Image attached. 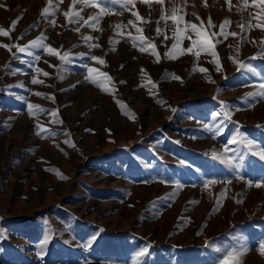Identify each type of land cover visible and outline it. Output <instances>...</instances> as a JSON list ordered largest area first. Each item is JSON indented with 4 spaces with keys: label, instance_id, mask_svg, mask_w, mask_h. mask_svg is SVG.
Returning <instances> with one entry per match:
<instances>
[{
    "label": "rangeland",
    "instance_id": "374dc122",
    "mask_svg": "<svg viewBox=\"0 0 264 264\" xmlns=\"http://www.w3.org/2000/svg\"><path fill=\"white\" fill-rule=\"evenodd\" d=\"M173 4L202 33L189 29L175 48L163 21L156 35V3L151 14L141 0L107 5L80 27L99 9L68 23L64 12L82 7L74 0H0L9 32L0 45L41 37L58 53L0 46V264H219L241 246L238 264H264V160L253 155L264 149V30L255 19L238 27L258 9L251 0L244 13L243 0ZM171 7L165 0L166 15ZM225 19L227 39L213 37ZM205 39L215 56L197 55L192 41Z\"/></svg>",
    "mask_w": 264,
    "mask_h": 264
},
{
    "label": "snow or ice",
    "instance_id": "6c2138e0",
    "mask_svg": "<svg viewBox=\"0 0 264 264\" xmlns=\"http://www.w3.org/2000/svg\"><path fill=\"white\" fill-rule=\"evenodd\" d=\"M50 2V6H51V0H49ZM79 2L80 4H82V7L79 9V11H73L72 7H69V11L64 12V16L65 17H69L71 16L72 18L69 19L68 23H76L79 20H82L83 17L81 16V12L84 11L85 8L91 7L94 9H99V13L96 15H89L87 20H84V23L81 24L80 27H84V26H88V27H93V24L98 23L99 20L102 18L103 15L108 14L111 9L109 7H107V5H119L121 9H127L128 5L131 4L133 2V0H74V3ZM164 2L165 0H141V3H147L149 5L150 8V14L151 11H154L155 9H152V4L156 3L160 5L159 11H160V17L159 19L156 21L157 24V28H156V35L159 36L163 29L160 27L161 21L164 22L163 28L164 29H169L173 32V36L175 38V42L173 43L172 47L175 48L180 42L181 39H190L192 33L189 32V29L192 30V32L195 33V35L197 37H200L202 35L201 32L197 31V25L193 24L191 22H183V17L178 16L177 12L178 9L175 7V5L173 4V0H169V3L172 5V7L170 8V15H166L165 14V8H164ZM248 5H249V0H243V7H238V11L240 13H244L246 11H248ZM251 5L252 7L258 9V11L256 13H252L249 12L248 13V17H247V22L245 23V18L242 16V22L240 24H238V27L241 28V31H243L245 29V27L251 28L252 27V23L251 21L253 19L256 20V24L255 27L264 30V0H251ZM134 6V5H133ZM231 10V9H229ZM49 12L48 8H45L43 10L42 15H47ZM132 15L136 17L137 21H143V17L140 16V14L136 11L132 12ZM197 19H199V17H197ZM168 20L172 21V24L169 25L168 24ZM90 21L92 23H90ZM144 23H150V21H143ZM17 23V21H12V25L14 26ZM53 25L55 24V22H52ZM183 23V27L181 26ZM203 23V22H201ZM230 23V21L228 19H225L222 24H221V30L220 32L216 33L213 32L211 33V35L213 37L215 36H224L225 39H227V34L224 31L225 26H227ZM128 24L129 25H133V21L132 20H128ZM208 27L209 29L214 27V25L212 24L211 19L209 18V22H208ZM75 31L80 32V28H76ZM136 32L140 33L142 32V28L140 27H136ZM183 34V35H182ZM9 32L6 31L3 28H0V36H8ZM232 36H237L238 33L236 32H232L231 33ZM85 42H87L89 39H91V37H87L84 36L82 37ZM98 39V38H97ZM135 39V38H133ZM141 41L143 43H148L149 46H153L151 41H146L144 39V37H140ZM165 39H168L167 36H165ZM255 42V41H253ZM193 44L198 45V51H197V55L199 54V51H208L211 52V54L213 56L216 55V53L214 51H211L212 49V44L209 40L205 39L203 42L199 41V40H193L192 41ZM217 43H219V41H217ZM4 48H7L9 51H11L12 47H16V51L19 53H27L28 55H32L33 53L30 51V49H44L45 52H47L50 55L53 54H58L57 51L55 49H53L50 46L45 45L42 42V38L41 37H37L36 39L32 40L30 42V44L25 45V46H18V45H8V44H4V45H0ZM99 45H90V47H98ZM188 52H191L192 49L188 48L187 49ZM13 57L16 56V53H12ZM167 55V53L165 54ZM63 61H68L69 59V53L68 52H64L63 55L60 57ZM41 59L40 55H35V60L39 61ZM91 60L92 61H97L100 64H103L104 61L100 58H98L95 55L91 56ZM243 67L247 68V65H242ZM5 67H7V65H5ZM89 73H92L94 71H97L96 69H93L91 67H89L88 69ZM219 70V68H218ZM40 69H37V72H39ZM200 71H205V69H200ZM100 75H106L105 73H99ZM44 76H47L48 73L44 72L43 73ZM90 79V77H88ZM32 83H43V81H39L36 79H33ZM260 93H258L259 95H264V84H261L260 86ZM257 93H250L249 95H256ZM36 95H40V93H36ZM28 109L31 110L33 109V105L32 104H28ZM38 111H48L45 109H38ZM30 115H31V111H30ZM53 116H55V112L52 113ZM218 115V113H213V119L216 118V116ZM225 118H229L227 113H225ZM52 123H55V121H51ZM205 127L207 128L208 125H205ZM41 132H44L45 129L43 127H41L40 129ZM217 131H219V129H217ZM39 135V133H37ZM238 136H242L241 133H239V130H237L236 136H233L228 143L229 144H233L237 142V137ZM241 142L246 143V146L249 148L254 147V142L251 140H247V141H243L241 140ZM225 151H228L227 146H225ZM253 155H257L259 156V158L261 160H264V149H260L256 152H253ZM219 158V157H217ZM184 163V162H181ZM238 179L240 177H237ZM208 183L214 184L216 183V181H209ZM257 187H261V184H257ZM205 187H207V184L205 185ZM47 242V237L45 239V243ZM259 248L261 250H264V241H261L259 243ZM247 249L244 248L243 246H241V248H233L229 251L226 252V254L224 255L223 259L219 262V264H238V262L236 261V257L238 256H242L244 254V252H246ZM147 253V248H145L143 251H141L139 253L140 256H143ZM261 254H264V251H262Z\"/></svg>",
    "mask_w": 264,
    "mask_h": 264
}]
</instances>
